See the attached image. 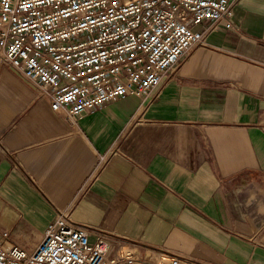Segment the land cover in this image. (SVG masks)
Returning a JSON list of instances; mask_svg holds the SVG:
<instances>
[{
  "label": "crops",
  "instance_id": "crops-1",
  "mask_svg": "<svg viewBox=\"0 0 264 264\" xmlns=\"http://www.w3.org/2000/svg\"><path fill=\"white\" fill-rule=\"evenodd\" d=\"M235 12L239 28L212 32L152 97L128 95L75 129L0 63L10 242L33 252L65 212L91 242L105 235L141 256L264 264V0Z\"/></svg>",
  "mask_w": 264,
  "mask_h": 264
},
{
  "label": "built area",
  "instance_id": "built-area-1",
  "mask_svg": "<svg viewBox=\"0 0 264 264\" xmlns=\"http://www.w3.org/2000/svg\"><path fill=\"white\" fill-rule=\"evenodd\" d=\"M238 2L0 0V63L46 97L51 110L75 129L87 114L128 95L152 97L184 56L209 46L212 32L239 28ZM103 163L101 157L99 166ZM0 264L185 262L167 253L141 256L105 235L91 242L90 232L62 212L33 252L0 230Z\"/></svg>",
  "mask_w": 264,
  "mask_h": 264
},
{
  "label": "rangeland",
  "instance_id": "rangeland-1",
  "mask_svg": "<svg viewBox=\"0 0 264 264\" xmlns=\"http://www.w3.org/2000/svg\"><path fill=\"white\" fill-rule=\"evenodd\" d=\"M12 70V69H11ZM13 71V70H12ZM14 72V71H13ZM15 73V72H14ZM16 74V73H15ZM17 75V74H16ZM18 76V75H17ZM19 77V76H18ZM20 78V77H19ZM21 79V78H20ZM22 80V79H21ZM23 81V80H22Z\"/></svg>",
  "mask_w": 264,
  "mask_h": 264
}]
</instances>
